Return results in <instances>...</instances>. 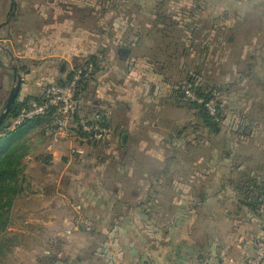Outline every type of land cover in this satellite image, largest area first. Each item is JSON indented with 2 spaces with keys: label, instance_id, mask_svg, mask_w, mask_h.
I'll list each match as a JSON object with an SVG mask.
<instances>
[{
  "label": "crops",
  "instance_id": "1",
  "mask_svg": "<svg viewBox=\"0 0 264 264\" xmlns=\"http://www.w3.org/2000/svg\"><path fill=\"white\" fill-rule=\"evenodd\" d=\"M11 3L0 0V111L14 86L13 67L23 78L16 102H23L42 97L51 84L66 83L78 65L92 60L102 70L88 89L98 93L102 88L101 98L106 95L113 113L118 101L120 111L125 112V119L113 118L116 134L122 126L135 128L159 121V114L153 120L147 117L152 113L180 110L175 90L184 84L177 85V81L198 74L184 64L217 62L214 52L222 46L218 39L224 34L212 24L218 16H244L264 8V0H16L17 8L10 15ZM173 26L184 34L179 53L174 46H179L180 39L173 41L170 34ZM228 41L233 43L232 38ZM121 48L130 53L121 56ZM106 83L108 91L103 89ZM180 133L170 142L181 146L190 138ZM125 134L128 138L123 133L119 142ZM127 138L124 146L120 144L122 149L130 146ZM223 154L222 147L211 153L210 168H199L194 183L174 168L177 158L194 153L176 149L165 153L163 168L143 173L150 176L146 185L142 184L143 171L135 165L117 168L119 176H133L127 184L122 178L111 182L104 163L102 169L96 168L102 182L97 180L80 195V182H76L83 172L80 168L66 171L67 184L50 188L44 183L46 171L38 172L44 179L40 188L26 176L15 201L24 207L23 225L15 228L12 217L7 233L16 240L41 242L46 234V241L56 244L54 255L69 259L70 264H246L255 250L245 247V242L252 233L264 232V220L244 204V193L238 188L242 177L238 179L233 154L226 153L225 159ZM58 155L52 154L55 160ZM201 155L198 166L205 162ZM241 174L257 177L254 171ZM164 176L167 183L154 182ZM65 185L75 190L67 191ZM97 206L100 214L85 212ZM70 207L82 211L61 212ZM23 244L17 242L10 249L35 253L33 245L27 251ZM38 262L43 264L44 259Z\"/></svg>",
  "mask_w": 264,
  "mask_h": 264
},
{
  "label": "rangeland",
  "instance_id": "2",
  "mask_svg": "<svg viewBox=\"0 0 264 264\" xmlns=\"http://www.w3.org/2000/svg\"><path fill=\"white\" fill-rule=\"evenodd\" d=\"M239 16L233 13L222 14L217 17V21L212 23L217 29L222 28L224 33L221 38H217L222 46L215 48L216 63L206 61L197 65L190 62L184 64L189 66L190 71L200 73L201 77L199 80L202 79L201 82L205 84V90L209 92L214 90L216 98L213 100V105L215 109L219 108L217 114L220 112L221 123L219 130H221V135L216 137L199 125L197 112L189 108L186 99L181 100L182 105L177 102L180 109H178L177 113L171 110L169 112L152 113L147 116L148 118L151 116V120H153L159 114V121L153 120V123H148L147 125L139 124L135 128L122 126L113 140L112 144L115 145L110 148L96 147L93 149L91 147L89 149L88 145H86L84 156L87 155V157L83 159L72 153L71 148L79 147L77 141L61 140L52 149L47 148L49 141L43 132L45 127L42 126L31 131L25 138L26 146H28L30 151L29 155L32 156L24 160V172H28V175L23 174L24 180L27 181L25 177L30 176L35 182L33 186L36 188L41 187L40 182L42 181L43 183L44 179H40L41 175H38V172L41 174V172L46 171L48 180L45 179L44 183L50 188V186H56L60 182L67 184L69 177H67L66 171L70 169L74 171L76 168H80L83 172H80L78 179H76L77 183L78 181L80 182L81 187L78 192L80 195L82 190H88L92 184L98 182L97 180L101 181L103 179L102 174H99L100 170L97 171L96 168L102 169L105 163L107 170H109L111 182L117 183L121 178L127 181V184L128 181L132 182L133 176H119L117 168L121 164L127 167L135 165V167L141 168L140 170L143 171L141 174L142 184L146 185L149 183L150 176L145 177L143 173L150 169L163 168L165 165V153L176 149L178 152L191 150L194 153L193 156L190 155L188 158H177L174 165V168L180 171V176L186 177L194 183L197 181L199 168H210L209 162L211 160H209V157L219 147L224 150L223 159H225L226 153L231 152L233 154V165L236 166L238 179L243 177L242 171L243 173L254 171L258 177L264 179V8L254 10V13L252 12L248 15ZM216 33L217 31H215V35ZM170 34L173 37V41L180 39L177 43L179 46H174V49H176L177 53L182 52L183 47L180 46V41L184 40V34L175 26H173ZM230 38H232V44L228 41ZM207 50L210 49L208 48ZM173 63V66L177 65L176 60ZM101 70L100 64L99 71ZM180 82L186 84L187 79L178 80L177 85ZM104 87H106V91L109 90L107 83L103 86V89ZM99 91L102 92L104 90L99 88ZM99 91L97 93L95 89H88L84 93H80L78 97L81 102V112L83 111L82 114H86L105 110L108 113L110 124L115 129L113 118L125 119V112L120 111L118 101L113 113L112 103L105 100L106 95L101 98ZM2 110L3 107H1L0 114ZM126 116L128 117V115ZM180 130V134L183 133L184 137L190 136L181 146L170 142ZM2 132L3 130L0 131V133ZM123 133L128 134L127 139L130 145L125 146L124 149L120 147L118 141ZM115 141L116 143H114ZM54 151L59 154L56 160L52 156ZM113 152L118 155H108ZM120 154L125 155V157L121 159ZM201 154L205 157V162L198 166L197 158ZM50 155L52 156L51 159L49 158ZM64 158H67V161ZM239 167H242V169L238 170ZM166 178V176L163 178L156 177L154 182L163 181L167 183L169 179ZM25 183H22V188L25 187ZM33 186L31 184V187ZM68 187L69 185H65V190H75L73 186L70 189ZM49 191L51 193V190ZM21 205L20 202L15 203V206L10 211L15 228L23 225L21 215L23 216L24 207ZM38 207L39 205H36L32 208ZM75 208H61V212L64 215H74L82 211ZM89 210L97 211L100 214L101 207H90L85 212L87 213ZM55 226L57 227V225ZM32 233H34V230H32ZM7 236L12 237L13 235L7 233ZM46 238V234H44L43 242L39 239H15L14 244L8 247H13L15 243L21 242L25 243L23 245H27V251L35 249V253L25 254L21 250L12 251V249H9L6 253V248H4V255L0 251V264H38L39 259L42 258L44 259L43 264H54L51 261L54 256L52 254L58 250H56L55 242L51 244L49 240L46 241ZM0 240H3V238H0ZM31 245H33L32 250L30 249ZM45 251H52V253L45 254Z\"/></svg>",
  "mask_w": 264,
  "mask_h": 264
},
{
  "label": "trees",
  "instance_id": "3",
  "mask_svg": "<svg viewBox=\"0 0 264 264\" xmlns=\"http://www.w3.org/2000/svg\"><path fill=\"white\" fill-rule=\"evenodd\" d=\"M86 62L92 63L95 67V71L93 73V77L90 80H87L81 84L79 95L80 93H84V91L88 90L91 83L94 82V79H96L95 76L100 69V64L97 61L88 60ZM194 75H196L197 77H191V79L188 80L186 84L179 86L178 89L175 90V93L177 94L176 98L178 99V103L180 104H182L181 100L186 99L189 108L192 111L197 112L199 125L210 131V134L217 137L221 135V130H219V125L221 123L219 116L220 112L217 114L219 108L216 109V114H212L207 107V104L210 101L215 100V92L214 90L209 92L204 89L205 84L200 82L198 78L200 76V73H195ZM188 90L195 93V100H192L187 96ZM41 98L42 97H30L23 102H15L6 120L0 126V131L3 130V132L0 133V238H3V240H0V251L2 255H4L7 249H10V247L8 246L14 244L15 242V238L7 236V231L12 223V216L10 211L14 207L16 199L23 191L22 183H24L23 174L25 169L24 160L30 154L29 148L25 143V138L31 131L35 130L36 128L43 125L44 127H46L48 119L47 117H42L33 120H26L20 125H14L13 122L31 100H40ZM102 111L103 110L94 112ZM43 132L45 134V129ZM112 143L102 144L98 141L89 140L86 144L90 145V147H92L93 149L96 147H104L106 149L115 145ZM120 144L122 146L125 145L123 144L122 139L119 142V145ZM111 154L112 153L108 155ZM113 155L117 154L113 153ZM78 157L83 159L85 156ZM120 157L121 159H123L125 155H121ZM120 166L126 167L123 164H121ZM240 182L241 184L238 188L241 192L244 193V204L252 212L262 217L260 208L264 207V179L260 180L258 176L256 178H252L250 175L244 174ZM4 248H6L5 251ZM51 261L54 264H70L69 259H59L56 255L51 258Z\"/></svg>",
  "mask_w": 264,
  "mask_h": 264
},
{
  "label": "built area",
  "instance_id": "4",
  "mask_svg": "<svg viewBox=\"0 0 264 264\" xmlns=\"http://www.w3.org/2000/svg\"><path fill=\"white\" fill-rule=\"evenodd\" d=\"M95 67L90 62L78 65L66 83L49 85L40 100H31L14 120V125H20L26 120L47 117L45 136L49 141L47 148L52 149L61 140H73L87 143L89 140L112 143L115 129L109 121L107 111L91 114L81 113L79 92L81 84L93 77ZM187 96L196 99L195 93L187 91ZM214 101L207 104L212 114L216 113ZM76 156L85 155V147H73ZM264 220V207L260 208ZM245 247L253 246L255 253L246 258V264H264V232L252 233L245 242Z\"/></svg>",
  "mask_w": 264,
  "mask_h": 264
},
{
  "label": "water",
  "instance_id": "5",
  "mask_svg": "<svg viewBox=\"0 0 264 264\" xmlns=\"http://www.w3.org/2000/svg\"><path fill=\"white\" fill-rule=\"evenodd\" d=\"M16 8H17L16 0H12L10 15H14V11L16 10ZM129 53H130V50L128 48H121L119 50V54L121 56H127ZM13 70H14V75H13L14 86L11 88L9 96L6 99L4 106H3V110L0 114V126L4 123L7 116L9 115L13 105L15 104V102H16L19 94H20L21 87L23 84V78H22L21 74L18 72V68L13 67ZM126 138H127V135L125 134L122 138L123 144L126 143Z\"/></svg>",
  "mask_w": 264,
  "mask_h": 264
},
{
  "label": "flooded vegetation",
  "instance_id": "6",
  "mask_svg": "<svg viewBox=\"0 0 264 264\" xmlns=\"http://www.w3.org/2000/svg\"><path fill=\"white\" fill-rule=\"evenodd\" d=\"M86 62V61H85ZM197 77V76H196ZM201 76H199L198 78H200ZM202 80V79H201ZM201 80H200V82H201ZM198 84H200V83H198Z\"/></svg>",
  "mask_w": 264,
  "mask_h": 264
}]
</instances>
